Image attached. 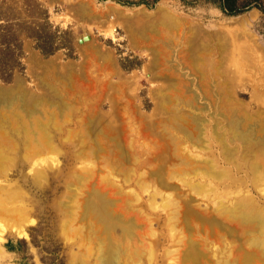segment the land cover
Listing matches in <instances>:
<instances>
[{"label":"rangeland","instance_id":"rangeland-1","mask_svg":"<svg viewBox=\"0 0 264 264\" xmlns=\"http://www.w3.org/2000/svg\"><path fill=\"white\" fill-rule=\"evenodd\" d=\"M161 3L176 26L135 15ZM232 3L0 0V191L27 216L0 264H264V0Z\"/></svg>","mask_w":264,"mask_h":264},{"label":"bare ground","instance_id":"bare-ground-1","mask_svg":"<svg viewBox=\"0 0 264 264\" xmlns=\"http://www.w3.org/2000/svg\"><path fill=\"white\" fill-rule=\"evenodd\" d=\"M135 15H137L139 18L140 17L142 19L144 18L146 25L156 23V25L161 24V25L166 26V25L170 24V25L176 26L177 20H179V18L174 14L171 7L167 3L159 4L152 11H145L144 9H139L138 11L135 12ZM183 20H185V19H183ZM185 21L187 22V20H185ZM188 28H189V36L188 35L187 36H188V42H190L189 48L192 51L191 55H192V57H193V55L197 56V58L200 59V55L206 51L208 43L206 44V42L202 38L199 37V35H198L200 33L199 29H196L192 26H190ZM171 31H172V29H171ZM205 39H206V37H205ZM17 90H19V86H17V89L16 88L11 89V93H10V90L0 89V104L7 105L6 102L9 99L16 97ZM8 93L12 95L11 98H6V99L3 98V97H7L5 95H7ZM3 142L6 145L11 144L10 140L5 139L4 134H0V144ZM2 150L3 149L0 148V162L3 161V151ZM11 203H14V194L12 192L5 194L3 191H0V219H3V221L6 222L7 226H9L11 229H14V231H16L19 235L22 236L26 232L24 226L26 223L25 219H27V216L25 217L24 214L22 213V211H20L19 209H15L16 207L14 208L12 206H9V204H11ZM3 221H2V223H3ZM260 223L262 226H264V223H262L261 220H260ZM112 258H113L112 260L108 259L107 261H105L104 264H115V262H114L115 258L114 257H112ZM72 264H82V263L80 261L77 262L76 259L74 258Z\"/></svg>","mask_w":264,"mask_h":264},{"label":"trees","instance_id":"trees-1","mask_svg":"<svg viewBox=\"0 0 264 264\" xmlns=\"http://www.w3.org/2000/svg\"><path fill=\"white\" fill-rule=\"evenodd\" d=\"M222 8L229 14H238L244 11L245 7H236L232 0H223ZM14 23L13 19L0 15V76L6 79L16 69L22 68L19 37L14 35L15 32L12 29L16 25ZM42 50L46 53L51 52ZM23 242L26 241L23 240Z\"/></svg>","mask_w":264,"mask_h":264}]
</instances>
